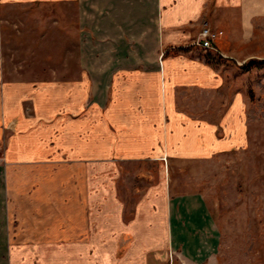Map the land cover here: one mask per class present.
Returning a JSON list of instances; mask_svg holds the SVG:
<instances>
[{"label": "crops", "instance_id": "obj_1", "mask_svg": "<svg viewBox=\"0 0 264 264\" xmlns=\"http://www.w3.org/2000/svg\"><path fill=\"white\" fill-rule=\"evenodd\" d=\"M49 1L75 4L108 58L40 81L0 67V264L212 263L220 229L205 196L175 192L169 174L245 131L235 68L253 55L264 0ZM203 21L237 59L193 43ZM205 93L230 101L188 103Z\"/></svg>", "mask_w": 264, "mask_h": 264}, {"label": "rangeland", "instance_id": "obj_2", "mask_svg": "<svg viewBox=\"0 0 264 264\" xmlns=\"http://www.w3.org/2000/svg\"><path fill=\"white\" fill-rule=\"evenodd\" d=\"M76 10L73 3L0 0L2 79L77 76L80 59L108 58L102 50L106 44L100 43V35L90 40L92 29L81 24ZM253 12V55L239 60L243 64L235 68L236 86L247 98L245 131L238 125L236 144L213 158L174 160L169 174L175 192L204 194L219 226L217 258L210 264H264V4H254ZM225 53L228 56L215 55L232 59V53ZM230 88L227 83L220 95H229ZM204 95L205 99L189 96L188 103L207 108L213 102L214 109L224 110L230 101L221 99L218 105L217 99H208L212 95Z\"/></svg>", "mask_w": 264, "mask_h": 264}, {"label": "built area", "instance_id": "obj_3", "mask_svg": "<svg viewBox=\"0 0 264 264\" xmlns=\"http://www.w3.org/2000/svg\"><path fill=\"white\" fill-rule=\"evenodd\" d=\"M198 33L199 35L193 42L195 45L201 46L211 53L213 52L217 55L228 56L220 49L219 45H217V38L222 33L221 30H216L208 23V21H203V26Z\"/></svg>", "mask_w": 264, "mask_h": 264}]
</instances>
